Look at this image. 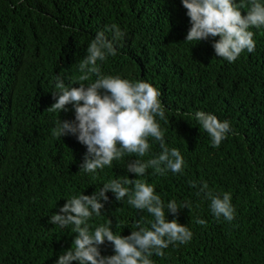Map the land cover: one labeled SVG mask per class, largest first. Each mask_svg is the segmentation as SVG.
<instances>
[{
  "label": "trees",
  "instance_id": "1",
  "mask_svg": "<svg viewBox=\"0 0 264 264\" xmlns=\"http://www.w3.org/2000/svg\"><path fill=\"white\" fill-rule=\"evenodd\" d=\"M112 24L125 35L115 43L117 55L98 61L101 74L149 82L163 93L166 121L157 120L166 145L185 160L182 173L162 176L149 168L137 177L127 171L128 163L162 151L155 139L143 158L125 155L85 173L80 164L87 146L74 135H53L57 121L75 120L73 105L47 110L58 92L56 77L67 87L94 82L95 75L80 81L79 63L97 33ZM190 27L182 0H0V264H56L77 234L74 225L49 223L51 215L73 196L92 195L126 176L153 185L167 218L193 232L190 242L164 249V257L154 254L153 264H264V28L250 29L255 50L229 63L215 54L219 37L186 42ZM200 110L234 130L218 148L194 119ZM190 182L231 193L233 221L216 218ZM107 195L91 230L109 221L122 236L138 224L150 228L154 218L146 210L129 205L127 196ZM172 200L191 202V210L167 213ZM100 250L115 254L107 241Z\"/></svg>",
  "mask_w": 264,
  "mask_h": 264
},
{
  "label": "clouds",
  "instance_id": "2",
  "mask_svg": "<svg viewBox=\"0 0 264 264\" xmlns=\"http://www.w3.org/2000/svg\"><path fill=\"white\" fill-rule=\"evenodd\" d=\"M187 10L191 27L186 42H201L219 37L213 43L217 57L229 63L235 62L247 50H255V33L252 28H264V0H182ZM246 9V11H244ZM246 12V15L243 13ZM108 33L111 34V39ZM125 35L116 24L106 26L91 41L87 55L79 63L82 74L80 81H88L95 75L97 79L85 86L67 87L64 80L56 77L54 93L55 102L47 109L51 112L67 111L73 105L75 120H59L53 135L64 137L76 136L77 140L87 146V152L80 171L96 173L113 161L125 155L143 158L151 148L150 140L159 141L162 151L155 157L143 160L135 159L128 163L127 171L137 177L145 176L149 168L155 174L165 175L168 171L182 173L185 160L179 149L169 148L164 140L165 131L157 117L166 121L165 107L160 97L163 93L151 83L130 81L120 76L101 74L98 61H105L109 55H117L116 41ZM194 119L211 138L213 147H219L234 130L229 121H221L216 115L203 110L196 111ZM134 185L133 188L125 185ZM198 187L197 195L203 194L210 201V208L216 218L223 217L231 222L235 218V207L229 192L214 194L207 182ZM115 194L118 201L127 196V203L138 210H146L154 218L149 227L137 225L130 235L114 234L108 225L90 229L89 221L93 215L100 216L109 197ZM191 210V202L178 205L175 200L167 204V213L178 214L179 210ZM205 224L203 220L196 221ZM49 223L66 227L74 225L77 234L72 247L63 252L56 264H153L151 257L155 254L164 257V249L173 244H186L191 241L193 232L179 223L178 219L169 220L165 205L155 187L140 179H112L92 195L73 196L52 214ZM113 245L114 255L103 256L100 246L105 242Z\"/></svg>",
  "mask_w": 264,
  "mask_h": 264
}]
</instances>
